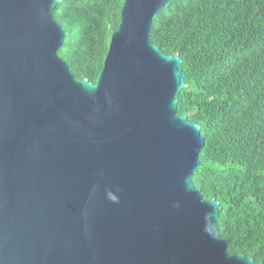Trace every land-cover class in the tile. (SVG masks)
<instances>
[{
	"label": "water",
	"instance_id": "water-1",
	"mask_svg": "<svg viewBox=\"0 0 264 264\" xmlns=\"http://www.w3.org/2000/svg\"><path fill=\"white\" fill-rule=\"evenodd\" d=\"M61 1L0 0V264H264L192 180L183 60L151 41L170 0H124L95 82L60 56Z\"/></svg>",
	"mask_w": 264,
	"mask_h": 264
},
{
	"label": "trees",
	"instance_id": "trees-1",
	"mask_svg": "<svg viewBox=\"0 0 264 264\" xmlns=\"http://www.w3.org/2000/svg\"><path fill=\"white\" fill-rule=\"evenodd\" d=\"M124 0H62L60 56L76 80L95 82L121 22ZM151 41L182 58L177 114L201 125L192 180L220 201L217 225L230 254L264 263V0H170Z\"/></svg>",
	"mask_w": 264,
	"mask_h": 264
}]
</instances>
